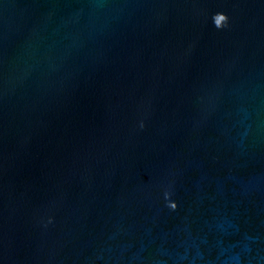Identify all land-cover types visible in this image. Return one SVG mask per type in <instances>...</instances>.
Instances as JSON below:
<instances>
[{
	"label": "water",
	"instance_id": "water-1",
	"mask_svg": "<svg viewBox=\"0 0 264 264\" xmlns=\"http://www.w3.org/2000/svg\"><path fill=\"white\" fill-rule=\"evenodd\" d=\"M0 264H264V0H0Z\"/></svg>",
	"mask_w": 264,
	"mask_h": 264
}]
</instances>
